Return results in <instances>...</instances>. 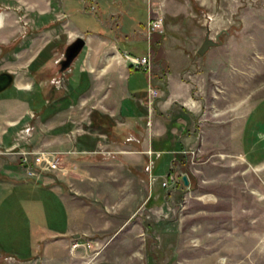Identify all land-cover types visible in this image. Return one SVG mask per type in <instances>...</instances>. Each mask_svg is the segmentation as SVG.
Wrapping results in <instances>:
<instances>
[{
	"label": "rangeland",
	"instance_id": "obj_1",
	"mask_svg": "<svg viewBox=\"0 0 264 264\" xmlns=\"http://www.w3.org/2000/svg\"><path fill=\"white\" fill-rule=\"evenodd\" d=\"M1 2L0 12L11 11L20 31L16 30L9 43L0 44V72H9L13 76L12 84L0 92V129L8 121L12 124L5 141L0 144V264H44L45 261L49 264H88L102 254L101 251L94 258L93 247L88 250L79 248L72 255L70 244L74 238L69 237L66 248L69 256L64 255V247L59 254L62 257L56 255L59 248L44 254L43 244L34 248L32 238L30 246L38 253L28 258H22L23 254L13 255L11 249H7L9 238L14 234L7 228L11 221L8 211L23 199L21 192L15 193V187L25 183L49 189L61 186L72 192V178L76 177L77 169L71 160L99 163L89 164L92 165L91 173L104 178L98 182L99 187L85 181L78 189L82 192L98 188L100 192L106 191V163L100 162H106L108 151H113L117 143L131 149L139 147L145 158L128 166L138 178L137 183H141L143 196L128 201L137 210L130 224H137L135 228L129 226L113 235L111 247L115 251L134 255L132 245L136 243L135 250L141 253L137 257L146 264H264V0H181L183 10L174 21L175 35L170 33V45L178 42L194 51V56H199L195 50L207 30L212 37L222 29L228 31L220 36L221 44H224L220 55L222 60L219 54L216 56L220 68L217 71L219 81L214 86L222 96L214 104L209 99L204 100L206 105L201 110L206 114L201 125L204 142L202 149L197 148L195 154L190 152L188 144L177 139L173 140L169 152L157 153L152 149L156 132L151 130V119L156 115L154 103L165 85L167 70L160 46L166 35L167 17L156 12L151 14V17L161 16L164 25L163 32L154 34L149 44L143 33L135 38L130 36L129 44L134 45V49L125 45L124 40L121 44L133 55L150 51L152 83L158 94L151 97L150 104L146 74L137 69L131 74L129 87L131 93L137 96L141 93L142 96L133 99L132 104L124 100L116 108L109 104L106 108L107 102H119L123 76L120 78L117 73H111V86L110 83L90 85L85 72L80 70L87 63L84 56L86 46L67 70L59 72L58 62L63 58L64 49L76 37L70 38L69 29L60 25L40 31L44 34L36 50L43 48L27 70L24 66L26 57L20 49L34 42L32 39L39 35L40 27L57 21V18L52 13L42 19L35 12L24 16L28 11L23 4ZM85 10L92 12L90 6ZM76 12L83 14L80 10ZM135 15L132 20L121 18L123 36L136 28L135 23L138 22L137 27L139 23H145L146 0L138 4ZM90 16L92 18L85 15V23H96V27H100L102 21L93 14ZM77 17L76 13L72 17L76 23ZM118 19L111 15L106 27ZM126 26L130 27L127 31ZM166 56L176 77L187 66V59L182 51L172 48L166 51ZM128 64L118 61V70ZM205 71H209L208 68ZM24 75L31 77L29 83ZM109 86L110 97L106 102ZM210 91L211 82H206L203 93L208 98ZM11 98H15L16 110L20 102L27 101L30 111H10L13 109L8 106ZM2 99L9 102L5 104ZM232 107L237 111V119L226 114ZM215 110H222L225 114L214 119L210 114ZM107 112L113 113L112 116ZM106 116L108 128L101 124ZM164 119L165 128H168L169 114L164 115ZM194 127L199 128L197 124ZM186 131L183 128L181 133ZM14 137L18 143L8 147ZM76 146L80 148L76 150ZM40 151L54 157L58 168L49 170L35 164L33 158ZM23 152L27 153L28 163L23 160ZM157 161L158 165H155ZM13 168L20 172V177L9 176ZM154 171L159 176L152 181L150 173ZM22 172L25 175L22 176ZM170 175L173 179L162 185ZM183 175L187 177V185L182 183ZM126 183L128 190H134L131 181ZM154 189L158 190L157 198H153ZM29 219L35 224H43L36 216L29 215ZM53 223L59 225L61 221L55 218ZM29 234L32 237L30 230ZM109 237L99 236L100 245ZM123 238L130 243H122ZM79 240L86 241L87 238ZM90 241L96 240L90 238ZM36 259L41 262L34 261Z\"/></svg>",
	"mask_w": 264,
	"mask_h": 264
},
{
	"label": "crops",
	"instance_id": "obj_2",
	"mask_svg": "<svg viewBox=\"0 0 264 264\" xmlns=\"http://www.w3.org/2000/svg\"><path fill=\"white\" fill-rule=\"evenodd\" d=\"M0 1H2L1 3H4L6 1L8 5H10V3L23 4L24 8L28 11L24 16H29L31 12H35L41 19L46 18L51 13L56 16L57 21H54L53 23L49 22L43 25L42 27H40V29H38L39 32L42 30L47 31L48 29H52L60 25L62 28L69 29L68 36L70 38H74L75 36H82L86 41V51L84 56L87 57V63L86 65L82 66L80 70L85 72L90 85H95L98 83H110L111 86V73H117L118 77L120 78L123 76L124 85L123 91L119 96V102L117 104H110L109 102H107V99L110 97L111 91L109 86V88L106 90V108L108 104L115 105L116 108V106L121 104L124 100L132 104L133 99H139L140 95L142 96L141 93L139 96H137V94H133L130 92L129 80L131 75L129 68L125 66L121 71L118 70L117 62H121V60L126 62L122 54L123 52H127L128 50H125L124 47L121 46L122 43L119 42L116 38L109 36V33L111 32V30L117 31L120 37L124 40L125 45H130V36L132 38L137 37V35L140 36V33H143V27L145 24L144 22L139 23V28L137 27L138 22L135 23L136 28H133L129 35L126 34L123 36V34H121V27H123L124 25L122 24L123 21L121 20V18L125 19V17H127L128 20L135 19L134 16H136V8L138 4H140V2H144V0ZM146 1V20L151 17L152 13L155 12L168 18V20L165 22L166 35L164 40H162V42L160 43L167 70L165 85H162L159 98L157 99L156 103H154V106L156 107V115H154L151 119V130L153 129V132H155L156 130V132L154 133L155 138L153 139V141L163 140L167 135V131H169L171 132V134H174L173 139H171L170 141L171 144L173 143V140L177 139L182 144H188L190 152L195 154L197 148L198 150L202 149V143L204 142V135H202L201 133V125L203 124V119L206 116V114L201 111L202 107L206 105V102H204V100L209 99L211 103L214 104L216 99L222 96V93L218 91L217 87L214 86V84L216 83V81H219L217 71L219 70L218 68H220V66H218V63H216V56L217 54H219V56L221 55V48H224V44L211 47L206 52L204 57L194 56V51H189L188 48L182 46L178 42H174L172 43V45H170L168 41L171 37L170 33L175 35L174 28L176 27V22L174 21L182 14L183 10L181 0ZM86 6H92L93 9L96 8L95 13L93 12V10L92 12L86 11ZM79 10L83 14H79L76 12ZM75 13L78 15L77 21L79 24L72 20V17L75 16ZM86 14H88L90 18H92L90 14L95 15L100 22L102 21L101 26L97 28L96 23L94 24L92 22L90 24H86ZM111 15H116L120 19H118L117 22L111 24L107 28L105 23L110 22V20L108 19ZM129 28V26H126V31ZM16 30L20 31V26L19 23H16L14 14L9 10L1 11L0 44L9 43V41L14 37ZM43 34L44 33L40 32L38 36L36 35V37L32 39V41L34 40L33 43L31 42L30 44H28V46L20 49V51L23 52V56L26 57V63L24 66L27 67V70L37 54L42 51L43 46H41L38 50H36V47L39 46V42L41 38H43ZM129 47L131 49H134V45H130ZM169 48L182 51L187 59V66L184 70L179 72L176 77L173 76L168 57L166 56V51L169 50ZM34 50H36V53L31 55V52ZM220 57L222 60V56ZM226 61L221 62L227 64ZM207 68L209 71H205ZM227 72H230L229 69ZM24 77L29 83V79H31V77L26 75H24ZM206 82H211V96L209 98L207 97V95H205L206 93H203L204 85ZM11 99V102L6 99L1 100L5 104H7L8 102L10 103L8 106L13 107V109H11L10 111H20L21 109L22 111H30V106L27 101L20 102L18 104L19 108L18 110H16V108L14 107L16 104L14 103L15 98ZM182 111H184V113ZM227 113L231 114V117H234L236 119L238 118L237 111H234L233 107L231 108V111H226V114ZM107 114L112 116L113 113L107 112ZM167 114H169L170 116V122L169 127L165 128L167 126L165 123L166 120L164 119V115ZM223 114L225 113H223L222 110H215L211 112L210 117L218 119L219 117H223ZM193 117L195 118L194 120ZM168 120L169 119H167V121ZM5 121L8 120L6 119ZM10 124L11 122L8 121L6 124L7 126L5 125V127L1 128L2 130L0 129V144L5 141V135L10 130ZM194 124H197L199 128L194 127ZM183 128H186L187 130L185 133H181ZM195 129H197L198 131L195 132ZM17 143L18 140L14 137L12 145L6 146L14 147ZM76 147V150H78L79 146ZM169 151L170 150L164 152ZM154 152L164 153L163 151L159 150ZM108 154L109 155L106 156V162H100L106 163V191L100 192L98 188L94 191L82 192V190L78 189L79 184L84 183L85 181L87 183L92 182L97 187H99L98 182L100 181L101 183V180L104 178H99L98 176H95L91 173L92 165L89 164L99 163L93 162V160L77 159L71 160L73 165L77 169L76 177L72 178V192L63 190L61 186H53L50 187V189L48 188V190L54 196V200L50 199L51 206H53V209H50L52 211H48L47 208L43 206V204H46L47 201H43L42 204L41 198H44L45 196V193H43L42 191H39L37 199H34L35 201H33L30 196H28V198L26 197V205H22L23 212L25 211L28 217L29 215L32 217L36 216L37 219L43 222V224H35L29 221V230L30 232H32V237L30 236V239L32 238L34 248H38L39 243H42V253L44 252V254H46L50 251H56V248H59L56 251V255H59L61 254L60 252L62 247H64V255L69 256L66 249L67 245L69 244V237L71 239L78 236V239L87 238L86 241H90V238L91 240H96L90 241V243L96 250L93 254L94 258L102 251V254L100 256H97L88 264H146V262L140 261L137 257L138 255H141V253L138 251L136 252V243L132 245V253H134V255H127V253L123 255L117 250L115 251L111 247V244L113 242L111 241L112 237L116 236L121 230H126V228H129V226H131L130 228L136 227L137 222H134L131 225L130 220L132 219V216L136 214L137 210L133 208L132 204H129L128 201H133L136 198L142 199L143 191L141 183H137L138 178L135 174H132L131 170L128 169V166L138 164V162L145 157H143L142 153L139 150V147L138 149H131L127 148L125 144L120 143H117L115 145V149L113 151H108ZM158 162L159 161H157L155 165H158ZM19 173L20 172H17L13 168L11 169V172H9V176H11L12 178H17L20 177ZM153 173H150V176L153 177L152 181L159 176V174H155V171ZM23 175L25 174L22 172V176ZM128 180L131 181L135 186L134 190L127 189L126 182ZM153 192V198L159 197L157 189H154ZM151 195L152 190L149 196ZM169 197L170 196H168V198ZM128 205L130 206L129 208ZM54 217L59 218L61 224H54ZM48 221H50L49 224ZM102 235L105 239L106 235L110 237L109 240H107L109 242L105 240L104 243L100 245L99 236ZM92 237H95L97 239H92ZM121 242H125V244H127L128 242L130 243V240L125 241V239L123 238ZM71 254L73 255L74 252H71ZM39 259H36L34 261L41 262V260ZM44 264H49V262L45 261Z\"/></svg>",
	"mask_w": 264,
	"mask_h": 264
},
{
	"label": "trees",
	"instance_id": "obj_3",
	"mask_svg": "<svg viewBox=\"0 0 264 264\" xmlns=\"http://www.w3.org/2000/svg\"><path fill=\"white\" fill-rule=\"evenodd\" d=\"M111 32L109 33V36L116 38L121 43L123 42V39L120 37V35L117 33V31L111 30ZM227 32L228 31L226 30V32H224V33H227ZM128 68L130 70V75L137 70L131 66H128ZM101 124L106 125V128H108L109 122H108L107 116L104 117V119L101 121ZM172 137H173V134H171V132L167 131V135L163 140L152 141L153 151L159 150V151L164 152L167 150H171L173 148V145H171V142H170ZM182 183H183V181H182ZM15 188L17 189L15 193L21 192L23 195L22 196L23 199L19 200L18 203H16L8 211L10 214L9 217H11V221L9 223H11V224L8 223L7 228H10V230L14 234H13V236H11L9 238L8 243L10 244V246L7 249H11L10 253H12V254L14 253V254H16V256H18V254H23L22 258H28L29 256H34L36 253H38V251H34V248L30 246V234H29V229L27 226V220L29 221L30 219L27 216V213L25 211L23 212L22 205H24V206L26 205L28 196H30L31 199L33 201H35L34 199H37V195H38L39 191H42L43 193H45L44 198H41L42 204H43V201H47L46 204H43V206H45L48 211H52V210H50V209H53V206H51V203H50V199L54 200V196H53V194H51V192L48 190L47 187H44L42 185H37V184L32 185V183H26V184L16 186ZM46 198H47V200H46ZM16 207H18V209H15ZM4 248H6V247H4ZM30 249H31V252H29Z\"/></svg>",
	"mask_w": 264,
	"mask_h": 264
},
{
	"label": "built area",
	"instance_id": "obj_4",
	"mask_svg": "<svg viewBox=\"0 0 264 264\" xmlns=\"http://www.w3.org/2000/svg\"><path fill=\"white\" fill-rule=\"evenodd\" d=\"M91 10H93V7L91 6ZM163 32V18L161 16L157 17H149L143 27V35L146 38L148 42L152 39L154 34L156 33H162ZM150 51L143 55H133L128 52H123V58L126 62H128L129 66L142 70L146 74L147 78V95L149 97V103L151 104V97H154L158 94L157 88L152 83V75H151V57H150ZM23 160L25 163H28V157L27 153L23 152ZM34 163L37 165H40L42 168H46L49 170L57 169L58 168V161L50 156L48 153L40 151L37 152L34 156ZM172 176H168V178L162 182V185H166L168 180H172ZM79 248H83L85 250L92 249L93 246L90 243V241H84L79 240L78 238H74L70 244V251L74 252ZM96 251V250H95Z\"/></svg>",
	"mask_w": 264,
	"mask_h": 264
},
{
	"label": "water",
	"instance_id": "obj_5",
	"mask_svg": "<svg viewBox=\"0 0 264 264\" xmlns=\"http://www.w3.org/2000/svg\"><path fill=\"white\" fill-rule=\"evenodd\" d=\"M224 32H226V29L220 30L214 35V37H212L207 30L202 42L196 50V53L199 56H203L211 47L220 45L222 43L220 36ZM85 44L86 41L82 36H76L71 42L66 45L63 52V58L58 62L59 72L67 70L72 65L73 61L80 54ZM12 82L13 76L9 72H0V92L8 88L12 84ZM182 180L185 185L188 184V180L185 175L182 176Z\"/></svg>",
	"mask_w": 264,
	"mask_h": 264
}]
</instances>
